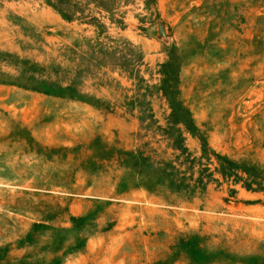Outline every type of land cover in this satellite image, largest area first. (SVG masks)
I'll list each match as a JSON object with an SVG mask.
<instances>
[{"label":"rangeland","instance_id":"1","mask_svg":"<svg viewBox=\"0 0 264 264\" xmlns=\"http://www.w3.org/2000/svg\"><path fill=\"white\" fill-rule=\"evenodd\" d=\"M0 264H264V0H0Z\"/></svg>","mask_w":264,"mask_h":264}]
</instances>
